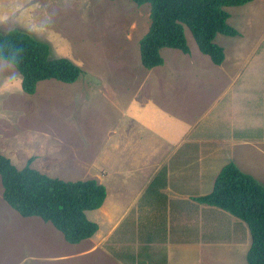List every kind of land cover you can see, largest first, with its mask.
I'll return each mask as SVG.
<instances>
[{
	"label": "rangeland",
	"instance_id": "1",
	"mask_svg": "<svg viewBox=\"0 0 264 264\" xmlns=\"http://www.w3.org/2000/svg\"><path fill=\"white\" fill-rule=\"evenodd\" d=\"M228 9L231 13L228 22L240 34L216 35L215 42L225 50L222 64H215L204 54L191 31L185 28L190 52L164 47L163 64L148 69L141 62L139 42L150 25V4L139 5L133 0H0V30L19 27L30 31L49 41L53 56L68 57L83 70L71 83L41 80L35 93L29 94L21 88L18 70L0 58V151L19 168L33 157L31 166L51 177L79 180L92 176L109 189L106 207L86 211L87 217L99 224L98 231L89 239L69 243L50 222L38 216L24 217L13 209L3 198L0 178V264H15L17 256L31 254L56 255L54 264H124L121 257L131 246L129 243L139 233L146 236L148 230L142 225L145 223L142 217L136 219L129 213L118 226L110 222L121 211L117 204H123L126 197L120 195L123 191L117 183L121 175L118 166L109 168L110 173L106 174L105 162L103 165L99 160L110 134L124 124L125 105L135 101L133 95L139 83H142L137 95L140 103L155 96L164 98L167 89L171 97L180 93L185 109L190 105L204 118L213 120L224 142L220 141L223 145L220 144L218 157L205 174L207 180L214 179L219 169L234 161L242 171L264 184V133L258 127L259 119H264V0ZM161 73L167 74L168 80ZM170 76L178 77V84L173 86ZM238 137L245 141H237ZM229 138H234V142H229ZM185 153L189 154L176 151L174 156L180 158ZM186 163L189 169L196 168V156ZM153 166L154 163L146 169L145 164L136 165L127 174L144 178ZM180 178L181 181H173L181 187L189 177ZM213 185L214 182L203 191L210 192ZM124 191L130 194L129 189ZM153 191L147 192L139 204L143 210L147 206L153 209V216L147 221L156 237L165 219L164 210L170 209L172 199L162 190L160 197ZM175 202L176 212L179 207ZM130 203L133 204L130 207L137 205V201ZM114 206L115 216L110 214ZM209 206L233 217L224 209ZM194 207L185 210L194 214ZM205 214L202 222L208 221ZM185 217L182 215L183 220ZM208 219L219 222L204 230L203 240L215 242L229 237L228 225L233 222L228 217ZM172 235L176 237L173 232ZM218 248L225 251L223 246ZM228 249L223 252L226 264H248L243 247ZM235 249L236 253L230 256L228 253ZM146 254L147 250L143 256ZM204 255H198L197 264H225L219 260L209 262ZM237 256L242 257V263L235 260ZM206 257L210 259L212 255ZM146 260L167 264L170 257L158 252L155 258L149 256Z\"/></svg>",
	"mask_w": 264,
	"mask_h": 264
},
{
	"label": "trees",
	"instance_id": "2",
	"mask_svg": "<svg viewBox=\"0 0 264 264\" xmlns=\"http://www.w3.org/2000/svg\"><path fill=\"white\" fill-rule=\"evenodd\" d=\"M150 4V25L139 42L142 64L151 69L163 64L164 47L190 52L185 28L195 38L199 49L215 64L225 59L224 47L215 42L218 33L237 36L239 30L228 19V7L253 0H133ZM49 41L19 27L0 30V58L20 73L21 88L33 94L37 83L57 79L71 83L83 73L82 68L65 56H53ZM33 157L19 168L0 151V178L3 198L24 217L38 216L50 222L69 243L91 238L99 224L87 217V210L101 207L107 196L103 183L94 178L64 180L51 177L31 166ZM162 169L157 177L165 176ZM201 203L217 206L246 222L251 243L248 264H264V184L242 171L234 161L226 163L217 174L211 192L196 197ZM147 264V263H142Z\"/></svg>",
	"mask_w": 264,
	"mask_h": 264
},
{
	"label": "crops",
	"instance_id": "3",
	"mask_svg": "<svg viewBox=\"0 0 264 264\" xmlns=\"http://www.w3.org/2000/svg\"><path fill=\"white\" fill-rule=\"evenodd\" d=\"M171 68L175 69L176 64ZM161 75L166 76L168 80L167 74L161 73ZM177 79L178 77L170 76L169 82L173 83L174 86L178 84L176 82ZM141 88L142 83H139L138 90L133 95L135 101L130 103L132 105H125V111L123 112L124 124L119 125V128L115 130L114 134H110V140L108 142L106 141L107 144L102 149L103 156L99 158L103 165L105 162L107 168L106 174L110 173L109 168L113 169L114 165L118 166V174L121 175H118L117 183L120 184L119 188L123 191L120 195L123 198L126 197L123 204H117L119 207L121 206V211L115 219L110 218V222L118 226L124 222L130 213L129 215H135L136 219H141L142 217L145 220V223L143 222L142 225L148 230L145 237L139 233L137 239L133 241L131 239L128 240L132 242L129 243L131 246H129V249L121 257L124 261L123 263L165 264L163 261L156 263V261L150 260V263H148L146 260L149 256L155 258L158 252H162L168 253V257H170V261L167 264H197L199 262L198 255L200 254H205L204 256L209 262L214 263L219 260L226 264V261L223 259L226 255L223 252H228L229 247H243L248 252L251 237L247 223L238 217L236 218L234 215V218L227 216L221 210H214L208 204L196 200V197L209 193L208 189V191H203V189L207 188V186L208 188L211 187V184L215 181L220 171L219 169L214 179L213 177L210 180L205 178V174L210 169L212 162L218 157L217 152L221 147L220 144L224 142L218 135L219 129H215L213 120L204 118L205 115L197 111L195 107L188 105L185 109L184 105L186 104L180 99V93L171 97L168 90L164 89V93H167L164 98L161 99L155 96V99H147V101H141L143 103H140L137 95ZM174 90L176 93L177 87ZM215 122L217 124L218 119L215 118ZM232 127H234V122L232 123ZM258 127L263 129L264 133L263 118L261 120L259 119ZM209 129L214 130L210 132ZM224 136L227 138L228 135L224 134ZM238 140L245 141L244 138L239 137L237 138ZM220 141L223 142L220 143ZM229 142L233 143L234 138H229ZM180 150L189 152V154L185 153L180 158L174 156L176 151ZM231 150L233 151V149ZM193 156H196L198 164L196 168L189 169L186 162H189ZM111 161L115 164H108ZM115 161H117V164ZM152 163H154V169L152 171L147 170V175L144 178L138 175L129 177L127 174V171L136 165L140 166L145 164L147 169ZM162 169L165 170L166 175L157 177ZM182 175H187L189 178L180 187L173 180L181 181L182 179L180 177ZM91 177L87 176L85 179ZM92 178L103 183L96 177ZM103 184L106 186L108 195L103 205L96 209L97 211L106 207L109 200V189L107 184ZM154 187L155 191H153ZM124 189H129L130 194L127 195ZM160 190L165 193L167 198H171L172 201L170 203V209L168 210L166 208L164 210L166 213L165 219L160 226V235L153 237L155 230L147 221L153 216V209L147 206L143 210V208H140L141 204L139 203L141 198L149 191L155 192L158 197L162 196ZM135 201H137V205L130 207V205H133L130 202L135 203ZM175 201L178 202L179 207L176 212L173 211V203L177 205ZM115 206L110 212L114 216ZM193 206L196 208V213H187L185 209ZM132 210L133 213L131 212ZM203 213H206L205 215L208 221L202 222ZM182 215L186 216V220H183L184 217L182 218ZM169 216H172L171 220ZM211 216L228 217L233 222V225H228L229 228L227 231L229 237L227 239H218L215 242L203 240L204 230H208L211 226H215L219 222L213 221L212 223V219H208ZM172 232L176 237H173ZM240 232L241 236L238 235ZM244 235L246 237L245 240ZM149 246L152 248H149ZM218 246H223L225 251H220ZM145 250H147L146 257L143 256ZM235 251L236 249L231 250V253L228 254L231 256V254L236 253ZM207 255H212V257L209 259L206 257ZM238 256L235 260L242 263V257ZM162 257L166 256L163 254ZM56 259V255L53 254H31L17 256L14 263L26 264L33 262L37 264H54Z\"/></svg>",
	"mask_w": 264,
	"mask_h": 264
}]
</instances>
